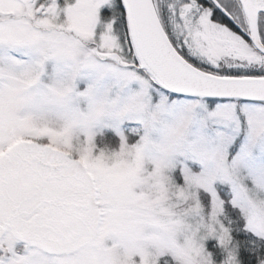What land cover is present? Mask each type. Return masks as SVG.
<instances>
[{
	"label": "snow or ice",
	"instance_id": "1",
	"mask_svg": "<svg viewBox=\"0 0 264 264\" xmlns=\"http://www.w3.org/2000/svg\"><path fill=\"white\" fill-rule=\"evenodd\" d=\"M0 264H264V0H0Z\"/></svg>",
	"mask_w": 264,
	"mask_h": 264
}]
</instances>
